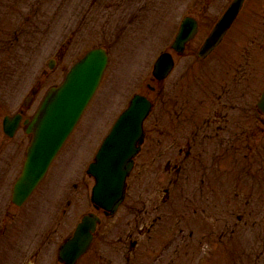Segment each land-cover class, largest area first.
<instances>
[{
  "label": "rangeland",
  "instance_id": "374dc122",
  "mask_svg": "<svg viewBox=\"0 0 264 264\" xmlns=\"http://www.w3.org/2000/svg\"><path fill=\"white\" fill-rule=\"evenodd\" d=\"M232 1L0 0V264H59L62 241L93 211L87 167L134 94L154 108L125 203L100 229L106 252L122 260L137 254L144 264H264V127L245 112L264 76L256 71L263 86L246 98L230 71L233 38L237 29L248 33V13L203 64L175 57L165 82L152 76L184 17L199 20L205 35ZM96 48L109 60L94 97L45 180L21 208L9 207L30 138L21 130L5 136L4 117L36 88L32 114ZM129 232H138L131 253Z\"/></svg>",
  "mask_w": 264,
  "mask_h": 264
},
{
  "label": "water",
  "instance_id": "95a60500",
  "mask_svg": "<svg viewBox=\"0 0 264 264\" xmlns=\"http://www.w3.org/2000/svg\"><path fill=\"white\" fill-rule=\"evenodd\" d=\"M244 2L245 0H234L231 3L205 42L200 57L207 56L221 42ZM196 30V22L185 18L172 48L181 53L184 45L196 34ZM107 62L108 57L104 50L90 51L71 68L60 87L51 89L46 94L31 121L25 122L26 133L33 138L27 151L24 169L14 186L13 203L17 206L27 200L42 180L52 160L73 131L100 83ZM172 68L171 56L164 54L155 65L154 76L161 80ZM29 101L30 99L27 104ZM258 106L264 113V92ZM150 110L151 105L145 98L135 96L104 140L95 162L89 167L88 173L96 181L92 202L96 208H102L106 215H113L124 200L125 181L133 169V159L143 144V122ZM20 121L19 115L5 118V134L13 137ZM98 221L94 216H86L82 220L73 238L62 247L63 261L74 264L82 256L91 243V233Z\"/></svg>",
  "mask_w": 264,
  "mask_h": 264
},
{
  "label": "flooded vegetation",
  "instance_id": "af4514ba",
  "mask_svg": "<svg viewBox=\"0 0 264 264\" xmlns=\"http://www.w3.org/2000/svg\"><path fill=\"white\" fill-rule=\"evenodd\" d=\"M246 13H248L247 16L249 17V20H250V26H247L248 33L246 35L241 34L240 29H237L236 35L233 38V43L236 46L237 51L235 50L232 52V54L234 53V55H233V64H231L230 71L232 72V85L234 86V91H238L239 89L241 90L245 86V88L243 89V92L246 94V98L247 97L250 98L249 96L254 94L255 91H257V89L260 88L259 86L262 85L263 79H264V77L263 79L255 78L256 77L255 73L257 70H261V75L264 76V0H247L246 3L243 5V8L238 16V19L235 21L232 27H234L237 24L238 20L241 17L243 18ZM257 17H258V20H257ZM216 21H214V23ZM214 23L212 24V27ZM198 26H199V34L197 38L186 46L185 52H184V57L192 59L194 63H200L201 60L198 59L197 54L204 40L210 33V30H208V32H206L205 35H203V32H201L202 26L200 22L198 23ZM227 35L223 39L221 45L210 56H208L203 61H207L210 57L216 54L221 47H223V44L226 41ZM191 65H193L192 62H191ZM241 83H244L243 88L240 87ZM235 86L237 90H235ZM263 89H264V86L259 93V97ZM38 92H39V89H38ZM222 97L223 95H220V99H222ZM241 98L245 99V97H242V95H241ZM256 103L254 104L252 101V104L249 106L248 109L245 110V112H247L248 110V113H252L254 119L258 121V123L262 127H264V123H263L264 115L258 110ZM27 111L28 110L26 109L25 110L20 109L18 111L19 114L22 115V120H25L28 118ZM216 116L217 118L221 117L218 115ZM219 132L221 131L217 130L216 134H218ZM190 143L191 141H188V143H186V147H182V149L179 148L180 151L182 152L185 148L191 147ZM89 213H95L102 220L99 222V224L96 227L95 232L93 233V238H92L89 249L83 256H81L75 262V264H144L143 257L142 256L136 257L138 256L137 254H133V257H132L131 255L128 256L125 253L126 255L123 256V260L119 258L113 259L112 256H110L104 248L105 244L103 243V239H101L100 229L103 226L107 225L106 222L110 221L115 216H112V217L104 216L102 211H97L95 209H93L92 212H88L87 214ZM143 230L144 229L138 230L140 236L144 234ZM137 233L133 234L129 232L127 234V240L125 241V244L127 243L129 244L130 253L132 251H136V249H138L139 247L138 246L139 243L136 239ZM134 237H135V240H134ZM104 240L108 241L106 239ZM102 246H103V249H102ZM58 263L66 264L64 262H61L59 258H58Z\"/></svg>",
  "mask_w": 264,
  "mask_h": 264
}]
</instances>
